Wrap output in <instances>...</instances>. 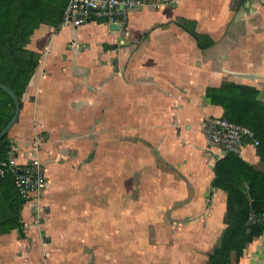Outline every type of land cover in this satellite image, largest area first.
Listing matches in <instances>:
<instances>
[{
	"label": "crops",
	"instance_id": "obj_1",
	"mask_svg": "<svg viewBox=\"0 0 264 264\" xmlns=\"http://www.w3.org/2000/svg\"><path fill=\"white\" fill-rule=\"evenodd\" d=\"M125 27L40 26L39 63L9 131L47 185L0 236V264H205L227 195L201 123L209 88H255L264 104V0H161ZM118 27V28H116ZM241 158L261 168L255 149ZM237 264H264V232Z\"/></svg>",
	"mask_w": 264,
	"mask_h": 264
},
{
	"label": "trees",
	"instance_id": "obj_2",
	"mask_svg": "<svg viewBox=\"0 0 264 264\" xmlns=\"http://www.w3.org/2000/svg\"><path fill=\"white\" fill-rule=\"evenodd\" d=\"M69 0H2L0 2V83L16 95L20 108L24 93L39 63V54L28 49L30 38L42 25L59 28ZM211 104L223 109L222 117L250 129L261 168L235 154L218 159L213 168V189L226 193L225 228L205 264H237L246 247L264 232V223H250L251 215L264 214V104L250 86L223 83L209 88ZM14 114L11 98L0 90V131ZM12 142L0 141V161L9 158ZM29 200L15 186L14 175L0 180V236L22 231V210Z\"/></svg>",
	"mask_w": 264,
	"mask_h": 264
},
{
	"label": "built area",
	"instance_id": "obj_3",
	"mask_svg": "<svg viewBox=\"0 0 264 264\" xmlns=\"http://www.w3.org/2000/svg\"><path fill=\"white\" fill-rule=\"evenodd\" d=\"M161 4V0H69L62 25L79 27L93 20H103L125 27L130 11L144 6L155 9ZM201 132L208 146L218 150L219 158L227 154L241 157L246 147L255 149L258 146V141L250 129L235 125L223 117L203 120ZM8 173L14 175L16 188L28 200L39 199L43 195L47 178L43 164L37 157L25 165H20L11 151L7 160L0 161V180ZM249 222L264 223V214L251 215Z\"/></svg>",
	"mask_w": 264,
	"mask_h": 264
},
{
	"label": "water",
	"instance_id": "obj_4",
	"mask_svg": "<svg viewBox=\"0 0 264 264\" xmlns=\"http://www.w3.org/2000/svg\"><path fill=\"white\" fill-rule=\"evenodd\" d=\"M1 1L2 0H0V2ZM116 28H118V27H116ZM0 90L5 92L11 98V100L13 101V104H14V114H13L12 118L5 125V127L0 131V141H1L9 133L11 128L14 126V124L18 120L19 113H20V104H19V101H18L16 95L14 94V92L10 88H8V87H6L0 83Z\"/></svg>",
	"mask_w": 264,
	"mask_h": 264
},
{
	"label": "rangeland",
	"instance_id": "obj_5",
	"mask_svg": "<svg viewBox=\"0 0 264 264\" xmlns=\"http://www.w3.org/2000/svg\"><path fill=\"white\" fill-rule=\"evenodd\" d=\"M224 217V216H223Z\"/></svg>",
	"mask_w": 264,
	"mask_h": 264
}]
</instances>
